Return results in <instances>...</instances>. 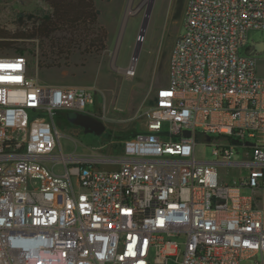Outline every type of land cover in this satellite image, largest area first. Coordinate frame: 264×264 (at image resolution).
Listing matches in <instances>:
<instances>
[{"label": "built area", "instance_id": "built-area-1", "mask_svg": "<svg viewBox=\"0 0 264 264\" xmlns=\"http://www.w3.org/2000/svg\"><path fill=\"white\" fill-rule=\"evenodd\" d=\"M253 32L264 0H187L167 84L114 158L61 151L55 116L100 121L94 88L41 84L24 55L0 56V264H264V42ZM217 166L249 172L227 185Z\"/></svg>", "mask_w": 264, "mask_h": 264}, {"label": "rangeland", "instance_id": "rangeland-1", "mask_svg": "<svg viewBox=\"0 0 264 264\" xmlns=\"http://www.w3.org/2000/svg\"><path fill=\"white\" fill-rule=\"evenodd\" d=\"M186 1L154 0L139 56L133 61L135 76L130 78L123 75V69L132 61L146 0H95L99 11L98 25L107 32L105 49L99 53H84L83 47L73 45L68 53L54 55L47 48L41 51L37 39L19 45L24 49L29 75L39 83L66 88H94L97 91L95 107L102 108L99 117L105 130L99 136L86 134L72 125L64 113L56 115L63 154L85 159L97 155L118 157L122 142L142 131L145 113L153 104L155 91L167 84L169 53L175 39L182 33ZM48 12L44 0H0V33L13 35L23 31V22L29 15L37 17ZM19 15H22V23ZM53 36L63 38L65 34L58 32ZM250 39L264 42V32H253ZM16 54L12 50L0 52V56ZM257 74L264 77V51L258 56ZM211 150L212 147L197 145L196 156L200 160L214 161ZM56 153H59L58 147ZM229 160H241L240 151ZM216 169L220 182L227 185H233L249 172L248 168L237 166H217ZM241 194L248 196L250 192L243 189Z\"/></svg>", "mask_w": 264, "mask_h": 264}, {"label": "trees", "instance_id": "trees-1", "mask_svg": "<svg viewBox=\"0 0 264 264\" xmlns=\"http://www.w3.org/2000/svg\"><path fill=\"white\" fill-rule=\"evenodd\" d=\"M49 12L40 16L27 17L23 22V31L13 35L0 33V52L15 51L23 55L24 49L19 45L37 39L39 49L49 50L50 54L61 55L69 52L73 45L83 47L84 53H99L105 49L107 32L98 25L99 11L95 0H44ZM22 15H19L21 21ZM62 32L63 38H54ZM47 42V44L45 43ZM46 52L43 53V57ZM41 67L40 64H38ZM132 136V135H131ZM130 137V136H129Z\"/></svg>", "mask_w": 264, "mask_h": 264}, {"label": "water", "instance_id": "water-1", "mask_svg": "<svg viewBox=\"0 0 264 264\" xmlns=\"http://www.w3.org/2000/svg\"><path fill=\"white\" fill-rule=\"evenodd\" d=\"M153 4H154V0H146L144 15L139 30L138 42L134 48L132 60H136L139 56L141 41L144 38L145 31L148 26ZM254 47L258 53H262L264 51V44L262 43H257L254 45ZM66 118L72 125L81 128L83 132L86 134L89 133L99 136L105 130V126L101 121L84 114H76L73 117L66 115ZM185 136H189V133L185 132ZM207 140H209V137H207Z\"/></svg>", "mask_w": 264, "mask_h": 264}, {"label": "bare ground", "instance_id": "bare-ground-1", "mask_svg": "<svg viewBox=\"0 0 264 264\" xmlns=\"http://www.w3.org/2000/svg\"><path fill=\"white\" fill-rule=\"evenodd\" d=\"M146 3V2H145ZM129 13V12H128ZM132 67H134V63L131 64ZM133 76H135V73L132 74ZM131 75V76H132Z\"/></svg>", "mask_w": 264, "mask_h": 264}]
</instances>
